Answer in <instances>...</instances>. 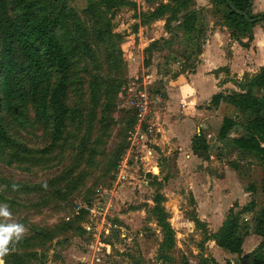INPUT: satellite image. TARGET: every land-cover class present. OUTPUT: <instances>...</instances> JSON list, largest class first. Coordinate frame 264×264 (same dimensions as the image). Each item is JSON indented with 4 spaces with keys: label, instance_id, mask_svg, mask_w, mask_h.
Returning <instances> with one entry per match:
<instances>
[{
    "label": "rangeland",
    "instance_id": "374dc122",
    "mask_svg": "<svg viewBox=\"0 0 264 264\" xmlns=\"http://www.w3.org/2000/svg\"><path fill=\"white\" fill-rule=\"evenodd\" d=\"M33 1L63 17L66 36L58 35L66 48L73 42L70 115L61 139L51 144L28 97L0 113L14 145H0V205L11 214L0 216V225L25 228L20 239L12 237L6 255L22 254V264H89L81 229L90 219L86 208L110 203L99 228L105 247L100 264H230L210 235L227 210L236 212L250 200L258 201L256 210L264 207V167L256 193L247 195L252 174L228 155L230 146L211 145L205 152L185 153L187 159L186 150L180 154L175 145L160 144L154 127L142 125L134 134V113L121 102L146 78L161 96L150 105V124L155 123L167 82L197 61L198 48L179 29L182 13L165 29L162 19L149 15L167 0ZM120 168L127 177L118 181ZM157 195L172 231V245L164 250L163 231L151 213ZM256 214L243 216L241 233L253 228ZM6 255L3 264H13Z\"/></svg>",
    "mask_w": 264,
    "mask_h": 264
},
{
    "label": "trees",
    "instance_id": "16d2710c",
    "mask_svg": "<svg viewBox=\"0 0 264 264\" xmlns=\"http://www.w3.org/2000/svg\"><path fill=\"white\" fill-rule=\"evenodd\" d=\"M149 15L151 19H162L165 29L170 20L180 16L179 29L190 37V44L198 48L192 33L196 30V16L193 10H188L192 0H167ZM120 4L119 0H102ZM229 3L235 10L243 13L242 18L230 10ZM250 0H211L222 22L241 33L258 21H264V16L251 15ZM33 0H0V113L4 108H10V102L29 98L33 118L48 130L51 144L62 137L70 109L66 105L67 79L73 55V42L66 48L58 33L66 36L63 17L54 9L44 10L43 6L36 7ZM173 6L174 8H171ZM170 17L165 18V14ZM65 31V32H62ZM197 45V46H196ZM252 89H264V66L257 74L248 80L244 93H231L224 97L213 95L210 99L212 106L223 101L233 106L239 114L248 113L250 119L241 125L244 134L231 141V147L260 155L264 163V99L252 95ZM234 122L223 119L217 137L225 139L227 132ZM198 142V146L195 145ZM0 145L13 149L14 145L5 128L0 122ZM263 145V147L261 146ZM193 151H207V145L201 136H194L191 141ZM15 157V156H14ZM250 191L254 189L250 186ZM264 198V191L261 187ZM151 213L155 216L158 227L163 231V242L160 249H169L172 245V231L165 223L166 216L157 195ZM254 202L250 201L238 211L229 209L218 230L210 235L215 246L236 256L241 255V244L247 232H240V223L246 214L254 212ZM256 234L261 238L258 246L248 255L239 259L240 264H264V207L254 218ZM197 221V220H196ZM24 255V254H23ZM22 256V254H21ZM6 255L5 261L22 264L23 256ZM245 260V263L243 262ZM242 261V262H241Z\"/></svg>",
    "mask_w": 264,
    "mask_h": 264
},
{
    "label": "crops",
    "instance_id": "0c3cea01",
    "mask_svg": "<svg viewBox=\"0 0 264 264\" xmlns=\"http://www.w3.org/2000/svg\"><path fill=\"white\" fill-rule=\"evenodd\" d=\"M192 2L196 16V30L191 34L192 38L195 36L194 43L200 35L197 61L191 67L189 64L181 67L179 72L177 71V77L167 82L169 85L165 86L162 96L164 107L155 113L154 117V125L158 126L161 132L158 134L159 143L175 145L180 154L183 149L187 151L183 152L184 155L190 153L191 156L194 152L191 149L194 136L201 134L209 150L211 145L215 148L231 147V141L244 134L241 125L250 119L249 114H239L233 106L223 101L217 106H212L210 99L216 94L226 97L231 93H244L248 80L264 66V21H258L249 26L247 31L239 33L222 22L221 15L216 12L211 0ZM249 4L251 15L264 16V0H250ZM251 93L256 98L264 99V89H252ZM223 119L233 121L234 125L227 132L225 139L221 140L217 135ZM230 154L238 159L236 165L243 168V173L249 171L252 174L245 194L256 193L258 174L262 170L261 166L264 167L260 155L232 147L228 155ZM190 155L186 154L185 157L189 159ZM227 165L234 167L235 164L229 162ZM151 169L150 167L147 172L151 173ZM250 186L254 189L253 192L250 191ZM250 201L255 204V213L263 209L256 210L258 201ZM250 229L243 237L239 257L216 247L214 242L213 245L230 264H240L239 259L251 253L261 241L256 234L255 225ZM243 262L245 263V260Z\"/></svg>",
    "mask_w": 264,
    "mask_h": 264
},
{
    "label": "built area",
    "instance_id": "2783aa9c",
    "mask_svg": "<svg viewBox=\"0 0 264 264\" xmlns=\"http://www.w3.org/2000/svg\"><path fill=\"white\" fill-rule=\"evenodd\" d=\"M130 92L131 94L123 97L121 102L123 101V105L134 113V134L145 124L148 127H154V131L160 134L158 126L150 124V121H152L150 105L153 101L159 102L161 100L158 91L153 90V83H146V78H142L141 84L135 88H131ZM126 177V171L124 168H120L117 180H124ZM110 206V203L103 206L92 204L86 208L90 219L81 225V229L88 241L86 244V254L89 264H100L104 260L105 247L102 245L100 239L101 233L99 232V228L106 224V217L108 216ZM103 232L106 233L107 230H103Z\"/></svg>",
    "mask_w": 264,
    "mask_h": 264
},
{
    "label": "clouds",
    "instance_id": "9594fccd",
    "mask_svg": "<svg viewBox=\"0 0 264 264\" xmlns=\"http://www.w3.org/2000/svg\"><path fill=\"white\" fill-rule=\"evenodd\" d=\"M7 205H0V216L10 217ZM25 232V228L20 224L0 225V264H3V257L8 253L7 245L13 236L20 239Z\"/></svg>",
    "mask_w": 264,
    "mask_h": 264
},
{
    "label": "water",
    "instance_id": "95a60500",
    "mask_svg": "<svg viewBox=\"0 0 264 264\" xmlns=\"http://www.w3.org/2000/svg\"><path fill=\"white\" fill-rule=\"evenodd\" d=\"M226 4L230 7V10L233 11L235 14H237L238 16H240V17H242V18H246V16H245L243 13H241V12L235 10L233 7H231V6L229 5L228 2H226ZM262 187H263V191H264V181H263Z\"/></svg>",
    "mask_w": 264,
    "mask_h": 264
}]
</instances>
